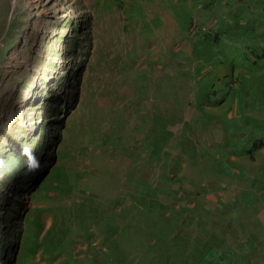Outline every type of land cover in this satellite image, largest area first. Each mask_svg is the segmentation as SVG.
<instances>
[{"label": "rangeland", "instance_id": "obj_1", "mask_svg": "<svg viewBox=\"0 0 264 264\" xmlns=\"http://www.w3.org/2000/svg\"><path fill=\"white\" fill-rule=\"evenodd\" d=\"M256 139L264 0H0V264H264Z\"/></svg>", "mask_w": 264, "mask_h": 264}, {"label": "crops", "instance_id": "obj_2", "mask_svg": "<svg viewBox=\"0 0 264 264\" xmlns=\"http://www.w3.org/2000/svg\"><path fill=\"white\" fill-rule=\"evenodd\" d=\"M175 193L176 192H171V194L174 195V198H178V199L181 198V196L179 194L180 192L179 193L177 192L176 196H175ZM192 208H194V204L189 203V209H192ZM177 210L179 211V209H177ZM200 223L201 222H198V219H193L192 223H190L191 224L190 226H183L182 228H184V231L188 232V235L185 234L186 237H188L189 239L197 237L198 229L203 228V227H205L204 230L206 231V233L212 232V226H213L212 224L204 223V222L202 224H200ZM218 227H220V225H218ZM180 238L183 239V238H185V236L180 235ZM237 241H238V239H237ZM227 249L229 250V248L227 246H226V248L224 246V247H222V249L219 252L209 250V253H206L202 259H199L197 261L198 262L201 261V263H207V264L213 263L215 260H219L220 255H230L229 253H227ZM197 264H199V263H197Z\"/></svg>", "mask_w": 264, "mask_h": 264}, {"label": "trees", "instance_id": "obj_3", "mask_svg": "<svg viewBox=\"0 0 264 264\" xmlns=\"http://www.w3.org/2000/svg\"><path fill=\"white\" fill-rule=\"evenodd\" d=\"M222 100H223V96H220V98H217V99H214V100H211V101L209 100L208 103H209L210 105H213V106H214V105H218V104H220V102H222ZM71 105H72V104H71ZM67 107H68V106H67ZM255 141H256V142H255V143L252 145V147H251L252 149H253V148H254V149H257V148L263 146V144H264V141H263V140L261 141V140H259V139H256ZM47 159H48V163L50 164V162H51V157H48ZM48 163H47V164H48ZM44 169H45V168H44ZM44 169H43V170H44ZM43 170H42V171H43ZM42 171L40 172V174H38L37 177H35V178H36L35 181L41 178V175L43 174ZM35 181H34V182H35ZM33 185H34V184H31L30 187H32Z\"/></svg>", "mask_w": 264, "mask_h": 264}, {"label": "clouds", "instance_id": "obj_4", "mask_svg": "<svg viewBox=\"0 0 264 264\" xmlns=\"http://www.w3.org/2000/svg\"><path fill=\"white\" fill-rule=\"evenodd\" d=\"M28 167L30 170H34L38 167V161L35 159V157L30 156L28 161Z\"/></svg>", "mask_w": 264, "mask_h": 264}]
</instances>
